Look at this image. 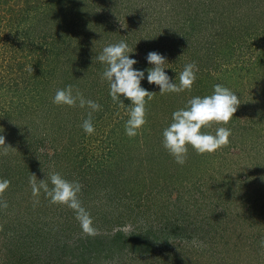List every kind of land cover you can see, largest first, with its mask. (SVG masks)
I'll list each match as a JSON object with an SVG mask.
<instances>
[{
  "label": "rangeland",
  "instance_id": "obj_1",
  "mask_svg": "<svg viewBox=\"0 0 264 264\" xmlns=\"http://www.w3.org/2000/svg\"><path fill=\"white\" fill-rule=\"evenodd\" d=\"M189 21L199 30L186 36ZM122 40L136 70L152 67V51L177 84L186 64L199 69L179 94H161L145 71L141 87L154 97L134 138L125 134L130 102L112 101L97 60ZM91 80L89 95L82 83ZM216 84L241 104L227 125L204 131L225 126L230 143L213 154L189 148L181 166L163 130ZM68 85L101 105L94 134L81 127L89 108L53 103ZM0 135L11 147L0 149V179L10 181L0 196V264H264V0H0ZM52 172L82 185L96 236L43 191L33 197L31 174Z\"/></svg>",
  "mask_w": 264,
  "mask_h": 264
},
{
  "label": "clouds",
  "instance_id": "obj_2",
  "mask_svg": "<svg viewBox=\"0 0 264 264\" xmlns=\"http://www.w3.org/2000/svg\"><path fill=\"white\" fill-rule=\"evenodd\" d=\"M133 52L134 50L122 40L105 46L102 53L97 56V60L105 65L101 80L108 82L112 101L120 107L125 106L124 99L130 102V107L127 109L128 119L125 123V134L129 138L136 137L147 123L146 105L154 97V92L141 87L145 71H147L148 83L159 86L161 94H179L186 90H192L197 78L196 72L199 70L195 62L186 64L179 74V83L177 84L172 82L165 72L166 57L154 51L149 52L146 59L152 67L141 71L133 68V65L137 63L135 59L129 58V53ZM29 71L33 72L32 66L29 67ZM53 103L68 107L89 108L91 111L81 127L86 134H94L92 113L101 110L100 104L91 99H85L78 89L74 92L72 85L58 89L54 95ZM240 104V98L235 92L221 84L214 85L211 95L195 96L189 99L184 108L172 113V123L162 133L163 148L173 157L175 163L183 166L187 161L189 148L197 154L203 155L213 154L227 147L231 136L229 128L219 126L214 134L204 131V129H210L214 125H227L234 117ZM9 148L11 147L6 146L5 137L0 135V149L3 150L4 155L8 154ZM29 184L33 197L38 198L43 191L51 204L64 205L72 209L83 234L86 236L98 234V229L93 226L91 214L83 207L79 198L82 185L78 181H69L59 172H52L49 174L48 180H38L35 174H31ZM9 185V180L0 179V196H3ZM34 203H39V200H35ZM0 207L7 208V202L0 201ZM131 230V225H127L123 229L126 233ZM190 243L199 249L206 247L203 241L195 237Z\"/></svg>",
  "mask_w": 264,
  "mask_h": 264
},
{
  "label": "trees",
  "instance_id": "obj_3",
  "mask_svg": "<svg viewBox=\"0 0 264 264\" xmlns=\"http://www.w3.org/2000/svg\"><path fill=\"white\" fill-rule=\"evenodd\" d=\"M15 18H17V16ZM190 20H192V19H190ZM186 25L188 26V28L186 30H184L185 32H187V33H185V34H187L186 36H188V35H190L192 33L197 32V29L199 30V27H197V23L195 25V23H193L192 21H189ZM83 76L85 77V75H83ZM84 81H89V80H84ZM94 82L95 81H92L91 80L89 82L90 84H88V85H86L85 83H82V87H85V90H86V92L88 91L87 93L89 95H92V93H93L92 92V88H95L94 85H93Z\"/></svg>",
  "mask_w": 264,
  "mask_h": 264
}]
</instances>
